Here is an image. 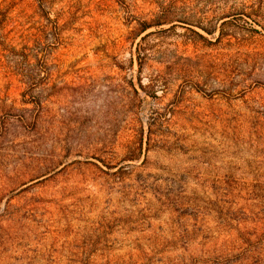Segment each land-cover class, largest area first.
I'll return each mask as SVG.
<instances>
[{
  "label": "rangeland",
  "instance_id": "rangeland-1",
  "mask_svg": "<svg viewBox=\"0 0 264 264\" xmlns=\"http://www.w3.org/2000/svg\"><path fill=\"white\" fill-rule=\"evenodd\" d=\"M0 264H264V0H0Z\"/></svg>",
  "mask_w": 264,
  "mask_h": 264
}]
</instances>
